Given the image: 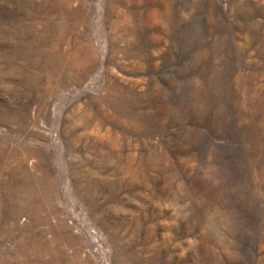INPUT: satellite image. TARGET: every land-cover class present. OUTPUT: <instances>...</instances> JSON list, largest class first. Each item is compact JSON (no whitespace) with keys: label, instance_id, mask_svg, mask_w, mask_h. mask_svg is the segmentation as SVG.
I'll list each match as a JSON object with an SVG mask.
<instances>
[{"label":"rangeland","instance_id":"1","mask_svg":"<svg viewBox=\"0 0 264 264\" xmlns=\"http://www.w3.org/2000/svg\"><path fill=\"white\" fill-rule=\"evenodd\" d=\"M0 264H264V0H0Z\"/></svg>","mask_w":264,"mask_h":264}]
</instances>
